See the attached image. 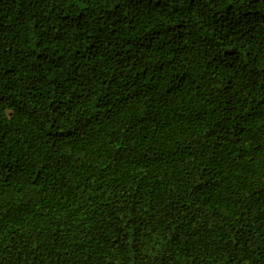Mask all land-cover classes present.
<instances>
[{
	"label": "trees",
	"instance_id": "obj_1",
	"mask_svg": "<svg viewBox=\"0 0 264 264\" xmlns=\"http://www.w3.org/2000/svg\"><path fill=\"white\" fill-rule=\"evenodd\" d=\"M0 264H264V0H0Z\"/></svg>",
	"mask_w": 264,
	"mask_h": 264
}]
</instances>
